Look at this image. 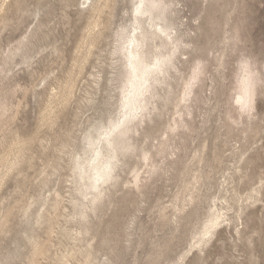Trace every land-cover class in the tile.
<instances>
[{
    "label": "rangeland",
    "instance_id": "rangeland-1",
    "mask_svg": "<svg viewBox=\"0 0 264 264\" xmlns=\"http://www.w3.org/2000/svg\"><path fill=\"white\" fill-rule=\"evenodd\" d=\"M116 1L112 29L129 19L126 13L132 2ZM173 1L178 29L184 32L188 43L179 56V76L172 79L174 93L161 113L146 119L133 135L136 149L124 159L118 179L105 187L95 208L87 210L88 220H84L82 227L91 230L83 233L79 242L60 236L64 227L74 231L80 227L78 219L70 220L73 184L69 157L65 156L59 170L54 171L49 162L57 153L51 144H59L60 139L53 140L42 153L38 151L40 143L36 142L31 167L27 165L23 172L6 175L5 167L0 165V264H27L31 249L28 235L35 232L42 240L48 237L47 223H35L36 212L47 209L55 212L51 215L56 232L49 243L51 252L40 258L41 264H54L56 255L67 254L75 246L88 250L92 260L71 259L74 264H264V0ZM70 14L78 19L74 11ZM24 19L0 33L2 46L15 41L34 20L31 16ZM81 22L77 21L70 31L65 65L70 64L75 32ZM106 32L113 34L112 30ZM57 33L67 34L64 28ZM110 40L111 36L100 45L101 61H109ZM244 64L259 78L255 85V108L250 115L240 114L237 103ZM197 65L206 67L202 80L195 85L190 99L181 103L184 85ZM91 66L92 63L80 77L81 90L71 98L53 128L62 137L71 132L76 146L86 119L99 115L108 96L103 91L106 79L100 83L102 91L92 93L95 85L88 73L98 71V67ZM103 66L102 76L106 78V64ZM16 70L17 79L28 85L26 67L21 65ZM12 88L8 85L5 90L12 106L6 115L9 131L0 134V152L10 131L31 136L40 130V138L50 139L55 133L53 129L39 127L44 97L32 91L23 95L21 90L14 96ZM42 89L43 85L36 88ZM92 96L95 100L91 104ZM78 107L86 112L76 117ZM175 120H179V126H175ZM145 152L151 155L152 166L144 161ZM136 172L140 173L139 186L134 182ZM185 189L183 195L189 198L187 194L194 193L195 199L182 212H176L173 205L180 201H175V195ZM54 192L63 201L56 211L50 204ZM44 199L50 203L45 205L46 209L39 208ZM164 213L167 219L163 218ZM216 214L220 215L219 223L206 237V228Z\"/></svg>",
    "mask_w": 264,
    "mask_h": 264
},
{
    "label": "bare ground",
    "instance_id": "bare-ground-1",
    "mask_svg": "<svg viewBox=\"0 0 264 264\" xmlns=\"http://www.w3.org/2000/svg\"><path fill=\"white\" fill-rule=\"evenodd\" d=\"M55 2H57L58 5ZM164 3L167 5L166 11L159 14L153 13L148 17H142L137 29V43L146 41L147 45L150 46L154 52L158 49L162 55L173 56L175 67L174 72H169L165 76L158 78L157 82L152 86V94L148 97L138 99L135 95V88L131 85L129 86V91L133 93L130 97L131 104L133 106L146 105L148 109L146 119H151L154 114H160L162 109L168 105L167 103L171 99L172 93H174L172 79H176L180 72L178 66L180 61L179 56L184 54L183 50L188 46V43L185 41L184 32H181L177 26L176 2L173 0H164ZM115 5H117L116 0H0V33L11 24H19L25 20L24 18L26 16H31L34 19L32 24L37 21L34 26H32L31 22L29 25L27 24L28 26L24 31L22 30L23 32L15 41L13 40L5 46H2L0 43V134L4 133L6 130L7 132L9 131L6 124L8 116L6 115L10 112L12 105L10 98L7 96V93H5L8 85H10L11 88L13 87L12 90L10 89L12 91L11 95L21 90L23 95L32 91L34 95L44 97V106L42 107L43 110L40 116L39 127H47L51 130L57 125V121L66 110L71 98H74L77 94V90H81L80 77L85 75V70L89 64L92 63L91 68L98 67V71L88 73V76L93 78V84L95 85L92 86L94 89L92 92L93 94L97 95L98 92L102 91L100 83L103 82V79H106L103 91H106L108 96L104 105H102L103 107H101L103 109L97 117L92 118L91 116L86 119V127L81 130L79 145L76 146L74 144L73 134L71 132L65 133L62 137L60 135L58 136L57 131L53 129L55 133L53 138L50 139L49 137L40 138V130H38L39 132L36 130L37 133L31 136H21L17 132L10 131V134L6 135L3 139V150L0 152V165L5 167L6 175L13 171L23 172V167L27 165L31 167L35 158V150L32 151V149L36 142L40 143L38 151L42 153L49 147L53 140L57 141L60 139L59 144H51L57 155L54 156L51 162H48L52 169L57 171L59 170L60 161H62L65 156L69 157L68 169L70 170V177L72 178L71 183L73 184V193L72 196H70V203L73 211L70 213V220L78 219L77 221L79 223L77 225L80 226L76 229L77 231L71 230L70 228L66 229L61 226L63 229L60 231V236L78 242L81 241L79 237L90 229L82 227V224L85 225L84 220H88V218H86L88 215L87 210L89 208H95L96 202L101 199L105 187L110 186L109 184H111L112 181L118 179V172H120L123 165H125L124 159L127 155H130V152L136 149L133 135L138 133L140 127L146 122L145 118H141L139 126L134 124L126 133H109L108 131L109 125L106 120L111 115L113 105L119 103L118 99H116L115 103H112L111 100L120 95L117 91V82L120 79L118 70L122 68L123 61L125 60V53L123 51L124 45L131 40L130 31L124 30L131 29L133 23L132 19L129 17L127 21L120 23L116 28L112 29L115 23ZM72 11L75 12L78 19L76 18L74 20L70 14ZM77 21L82 22L77 27L78 31L75 32L74 53L70 64L65 65L63 63L66 59L65 45L66 42L70 41V31L75 28ZM60 28L66 30L67 34L65 36H58L59 33L57 32ZM156 29H162L165 34L161 35ZM107 30H112L113 34L108 35L106 32ZM109 36H111V40L108 44L111 48L108 50L107 58L109 61L105 62L101 61L102 54L100 53L103 52V49L100 45L103 40ZM132 51L135 53V49H132ZM18 56L20 59L16 60ZM38 57H41L39 61L35 60ZM93 60L99 64H95ZM34 62L37 63L38 66H34ZM103 64H106V78L102 76L105 68ZM21 65H24L28 70V85L27 83L26 85H22L21 80L16 77V68ZM245 65L250 73H253L248 64L243 65V74L238 81L237 87L239 90V102L237 101V103L238 110L241 112L240 114L243 115L245 113L250 115L255 108L254 100L256 88H254L251 101H249V93L246 91L245 85ZM199 68L200 74L194 81V84L189 88L187 96L185 93V86L188 84V81L185 83L180 101L181 103L183 101L187 102L190 99L191 95L195 92V85L198 81L202 80L201 74L206 67L199 65ZM254 79L255 85L258 84L259 78L254 76ZM42 85V91H37L36 88ZM120 87H123V83L120 84ZM82 90L85 91L83 88ZM114 92H116V95ZM94 100L95 97L93 96L89 99L91 104ZM186 107L188 106L186 105ZM88 110H93V107H88ZM85 112L86 111H83L82 108L80 111L79 108L76 117H78L80 113ZM175 126H179V120H175ZM172 129L174 128L172 127ZM165 143L166 142H163L162 144ZM125 148L127 150H125ZM143 159L148 162L147 164L149 165L152 157L148 152H145ZM106 165L111 166L113 169L112 179L107 183L97 184L95 176L97 172ZM134 177L136 186H139L141 183L140 173L136 172ZM185 191L186 189L181 194L178 192L179 194L175 195V201H180L179 204L173 205L174 211L176 212H182L187 204H190V202L195 199L194 193L187 194L189 198L184 196L183 194ZM54 193V197L51 199L53 202L51 201L50 203L49 200L44 199L43 202L41 201V207L39 208L45 207L49 202L52 210H58L63 204V201L60 199L61 196L58 192ZM28 210L26 212H28ZM46 212H41V210L37 211L35 223L38 224V226L47 223L45 230L48 237L46 240H42L39 234H35V232L28 235L29 237L27 238L29 239L28 241H30L31 249L26 256L27 264H41L40 258L48 257L51 252V245L49 243L52 234L56 232L54 228L56 222L51 214L55 212L52 213L51 210L48 209ZM58 215L56 217H58ZM166 217L167 213H164L163 218ZM219 218L220 215L216 214L215 218L210 220L208 227L212 229L217 227L218 224H216V222L219 221ZM27 222L29 223V221ZM29 224L31 225V223ZM214 224L216 226L213 227ZM75 245L78 244L75 242ZM15 252L17 253V249ZM80 257L82 258L80 259ZM91 258V253L88 250L84 251L78 248V246H75V248H71L67 254L62 252L60 255H56L54 264H74L71 259L91 261Z\"/></svg>",
    "mask_w": 264,
    "mask_h": 264
},
{
    "label": "snow or ice",
    "instance_id": "snow-or-ice-1",
    "mask_svg": "<svg viewBox=\"0 0 264 264\" xmlns=\"http://www.w3.org/2000/svg\"><path fill=\"white\" fill-rule=\"evenodd\" d=\"M167 5L164 0H132L129 12L126 13L132 19L130 31L131 40L124 45L125 60L123 66L118 70L119 81L117 82V91L120 93L118 104H114L111 109V115L106 122L109 125V133H126L134 124L139 126L141 118H147L146 105L133 106L130 102V97L133 95L129 91L131 85L135 88V95L138 99L148 97L152 94V86L157 82L158 78L165 76L169 72H174V58L171 55H162L157 49L155 52L146 41L137 43V29L142 17H148L153 13L159 14L166 11ZM161 35L165 33L162 29H156ZM135 49V53L132 51ZM246 91L249 93V101L252 98V92L255 88V74L250 73L247 66H244ZM200 74L199 65L193 70L192 78L185 86L186 96L189 93V88L194 84V81ZM123 83V87L120 84ZM239 102V101H238ZM123 147V146H122ZM125 150H127L125 148ZM113 169L106 165L103 169L97 172L95 180L97 184L107 183L112 179ZM219 222L217 221L216 224ZM216 226L215 224L213 227ZM207 227V226H206ZM212 228L208 227L205 232L206 237H210Z\"/></svg>",
    "mask_w": 264,
    "mask_h": 264
}]
</instances>
